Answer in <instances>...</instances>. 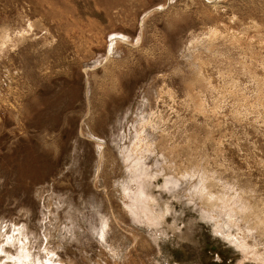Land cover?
Here are the masks:
<instances>
[{"label": "rangeland", "instance_id": "rangeland-1", "mask_svg": "<svg viewBox=\"0 0 264 264\" xmlns=\"http://www.w3.org/2000/svg\"><path fill=\"white\" fill-rule=\"evenodd\" d=\"M0 264H264V0H0Z\"/></svg>", "mask_w": 264, "mask_h": 264}]
</instances>
